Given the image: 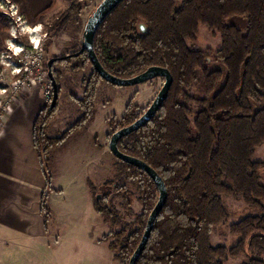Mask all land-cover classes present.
<instances>
[{
  "label": "trees",
  "instance_id": "1",
  "mask_svg": "<svg viewBox=\"0 0 264 264\" xmlns=\"http://www.w3.org/2000/svg\"><path fill=\"white\" fill-rule=\"evenodd\" d=\"M11 1L32 23L55 5L53 0L49 10L34 16L28 0ZM80 10L73 1L50 31L65 27ZM244 18L245 31L231 23ZM5 23L0 11V51L8 37ZM200 26L221 36L219 50L195 48ZM94 50L104 69L117 78L131 79L162 67L174 79L168 99L151 122L118 144L123 154L153 168L168 193L137 264H226L240 256L248 258L243 264H264V163L254 160L264 145V0H125L98 29ZM61 61L73 64L74 71L91 64L86 52ZM88 79L84 97L78 100L82 115L72 127L58 137L48 136L57 106H46L37 119L35 146L47 175L48 154L83 130L94 115L103 80L94 68ZM140 117L139 107L131 102L119 126L128 127ZM116 122L111 119V125ZM118 165L121 177L102 187L112 192L96 198L94 207L105 221L121 226L123 217L113 200L123 197L130 206L132 194L125 183L138 187L143 212L137 228L125 226L98 241L109 243L115 258L129 264L160 193L144 171L122 161ZM226 198L242 199L254 211L229 226L231 235L239 238L230 248L212 243L214 229L231 217ZM42 212L48 224L46 201Z\"/></svg>",
  "mask_w": 264,
  "mask_h": 264
},
{
  "label": "crops",
  "instance_id": "2",
  "mask_svg": "<svg viewBox=\"0 0 264 264\" xmlns=\"http://www.w3.org/2000/svg\"><path fill=\"white\" fill-rule=\"evenodd\" d=\"M28 1L34 16L49 10L53 2ZM45 107L44 95L37 90L23 95L14 112L5 117L0 135V264H64L81 252L86 253V263L91 264L96 242L108 230L105 220L99 221L91 184L96 186V181L109 173L112 178L115 161L109 147L110 129H106L105 141H98L91 119L79 136L70 141L69 147L74 150L70 155L81 160L84 168L79 175L75 171L69 175L71 171H67L70 181L63 186L59 173L46 174L35 146L36 122ZM50 130L48 136L52 137ZM60 149L55 150L59 155ZM103 180L100 185L108 182ZM69 193L78 196L75 203H68ZM61 200L67 212L70 205L76 204L84 211L77 221L71 214L62 219L63 223L66 221L63 225L71 226L62 234ZM43 201L51 214L48 224L42 212ZM76 226H82L81 230ZM106 246L99 248L106 253Z\"/></svg>",
  "mask_w": 264,
  "mask_h": 264
},
{
  "label": "rangeland",
  "instance_id": "3",
  "mask_svg": "<svg viewBox=\"0 0 264 264\" xmlns=\"http://www.w3.org/2000/svg\"><path fill=\"white\" fill-rule=\"evenodd\" d=\"M7 1L10 2V4L16 5L19 11L18 17L20 15L22 18L21 20H18V17H13L11 14H7L6 11L0 10L3 15V19L6 20L5 24L8 26V37L6 39L5 46L0 51V53L4 50L6 51L8 45L10 46L11 44H13L14 47L27 46L30 44V39L34 38L35 41H40L43 46L46 66L48 65V61L54 58L59 59L58 62L53 65L54 76L57 81L58 88L60 89L59 101L49 125V130L52 126L49 133L50 136H52L51 138L58 137L70 127H72L81 117L82 111L78 100L84 97L86 86L88 85V78H90L93 73V67L91 64H88L85 69L74 71L73 64L61 60L70 59L68 56H71L79 51L88 19L103 0H55V5L51 11L48 12L37 23L29 22L21 14L20 7L16 3L12 2L11 0ZM73 1H76L78 4H80V13L74 15L65 27L58 28L55 31H50V28L58 20L61 13H63ZM10 4L9 6H11ZM244 19H234L231 21V23L245 31L246 19ZM33 28H36L34 29L35 31ZM188 45L193 47L194 44L191 41H188ZM221 46L222 39L218 33L211 31L206 26H200L195 48L202 51L210 49L215 52L219 50ZM211 61L214 64V60L211 59ZM1 67L2 66L0 65V68ZM163 85L164 80L161 78L128 88H119L108 84L105 81H100L97 87V93L94 102L95 112L92 117V121L90 120L92 122V130H95L98 133V141L104 142L106 129H110L108 138L110 143V136L121 129L119 122L125 115L126 108L131 102L139 107V113L142 116L153 103ZM198 89L199 88L193 90L197 91ZM112 118H117V122L114 126L111 125ZM80 132L72 135L68 141H66L65 144L60 147L61 149L59 148L61 150V155L58 154L59 151L52 150L47 156L45 165L47 167L48 174L50 176H54L56 173H59L58 179L63 186H65L66 181H70L69 177L67 176V171H71L69 175H73V171L79 175L82 173L84 168L81 160H78L74 156L70 155V153H72L74 150L69 147L70 144H72L71 142L75 140L77 136H79ZM113 158L115 164L112 178L109 173L107 176L99 178L96 181V186L91 184L94 188V202L98 196H107L108 192H112L110 188L107 190L102 188L107 182L103 185H100V181L107 179L108 182H113L117 181L121 177L118 165L119 160L115 156ZM254 160L264 163V145L257 150ZM261 177V182L264 184V171L261 173ZM125 184L132 194L130 197L131 205H127V202L123 197H118L113 200L112 204L114 208L120 213L123 219L121 226H115L112 222L104 221L108 227L105 235H108L111 232H118L122 228H125V226H129V230H134L137 228L136 222L138 216H140L143 212V204L140 202L138 187L129 181H127ZM67 197L71 201L68 202L70 204L73 202L75 203L77 201L75 200V197L78 196L75 195L73 197V195L69 193ZM63 202L64 201L61 200V234L63 231L69 230V227H71H68L67 224L63 225L66 223L65 220L63 223L62 219L64 217L67 218L68 215L71 214L73 215L75 221H77V219L82 217V213L84 214L82 208H80L77 204L75 206L70 205L69 208L66 209L69 212L65 211ZM225 204L231 217L228 223L221 224L214 229L212 234V243L215 246L222 245L230 248L237 243L239 238L231 235L229 226L254 213V211L248 209L242 199L226 198ZM98 218L100 222L104 219L99 214ZM92 221H94V219ZM77 227V230L79 231L82 228V226H76V228ZM103 236L100 237L102 238ZM106 244L108 247L106 246L105 248L108 249L109 243L96 242L95 254H92V258L90 257L91 264H122L120 260L115 258V254L114 257L112 256V250H110V248L108 249L109 251H106V253H104L103 250L99 248L101 245ZM79 255L80 256L76 257L73 256V259H69L68 262H64V264H87V257H85L86 253L81 252ZM246 261H248L246 256H240L235 259H230L226 264H243Z\"/></svg>",
  "mask_w": 264,
  "mask_h": 264
},
{
  "label": "water",
  "instance_id": "4",
  "mask_svg": "<svg viewBox=\"0 0 264 264\" xmlns=\"http://www.w3.org/2000/svg\"><path fill=\"white\" fill-rule=\"evenodd\" d=\"M124 1L125 0H103L102 3L96 8V10L88 19V22L84 30L80 51L68 57L70 58L77 57L80 54L86 52L88 54L92 67L99 74L101 79L107 82L108 84H111L119 88L135 87L160 78L164 80L163 87L159 91L153 103L146 110V112L132 125L122 128L117 132H115L112 135L109 143V147L112 154L119 161H122L126 164H129L144 171L156 184L160 193L159 201L148 219L147 227L144 232L141 243L138 246L135 253L133 254L129 263V264H137L138 260L140 259L141 255L143 254V252L145 251L148 245L155 223L166 204L168 193L165 182L153 168H151L149 165H147L145 162L139 159L123 154L119 150L118 144L123 138H126L131 134L139 131L141 128H143L145 125L151 122V120L157 115L159 110L162 108L163 104L168 99L174 79L171 72L168 69L162 67L149 68L142 74L131 79H120L107 72L104 69V67L101 65L94 50V41H95L96 33L100 28V26L103 24V22L110 16V14ZM58 60L59 59L54 58L48 61V65H47L49 78L52 83L53 92H54L51 109H54L59 101V88L53 72V65L56 62H58ZM97 199L99 200L100 196H98Z\"/></svg>",
  "mask_w": 264,
  "mask_h": 264
},
{
  "label": "built area",
  "instance_id": "5",
  "mask_svg": "<svg viewBox=\"0 0 264 264\" xmlns=\"http://www.w3.org/2000/svg\"><path fill=\"white\" fill-rule=\"evenodd\" d=\"M7 0H0V10L18 17V8ZM19 15L18 20H21ZM36 28H33V30ZM35 31V30H34ZM31 33V32H30ZM0 135L5 117L14 112L21 97L34 90L44 95L46 106L52 104L53 87L46 66L45 52L41 42L30 39L27 46L14 47L0 53Z\"/></svg>",
  "mask_w": 264,
  "mask_h": 264
}]
</instances>
